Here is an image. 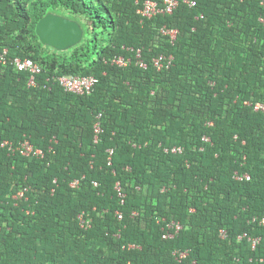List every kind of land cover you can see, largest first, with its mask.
I'll return each instance as SVG.
<instances>
[{"label":"trees","instance_id":"trees-1","mask_svg":"<svg viewBox=\"0 0 264 264\" xmlns=\"http://www.w3.org/2000/svg\"><path fill=\"white\" fill-rule=\"evenodd\" d=\"M144 1L0 0V264H264V111L245 104L264 103L261 0H179L142 19ZM48 11L79 21L83 40L44 45L36 25ZM139 48L147 67L111 63ZM162 53L174 60L159 70ZM15 57L42 67L35 85ZM63 75L97 84L69 92ZM24 138L45 156L1 145ZM174 145L184 152L165 151ZM172 221L183 228L164 238Z\"/></svg>","mask_w":264,"mask_h":264},{"label":"built area","instance_id":"built-area-1","mask_svg":"<svg viewBox=\"0 0 264 264\" xmlns=\"http://www.w3.org/2000/svg\"><path fill=\"white\" fill-rule=\"evenodd\" d=\"M185 4L190 7H194L197 5V0H182ZM179 0H145L141 3V6L138 8L137 12L141 15L142 19H151L157 15H171L179 6ZM261 5L264 9V0H261ZM260 21L264 24V12L260 16ZM160 32L167 36L171 42H175L178 35V29L169 28L167 26H163L160 29ZM134 52V55L125 56V55H116L111 59V63L115 65H119L121 67L130 66L132 63H136L140 67H147V62L144 60L142 56V50L139 48L137 50L130 49ZM8 49L4 48L0 51V64H5L8 61ZM174 56L172 54H160L155 56L152 59L154 66L161 70L163 68H168L173 64ZM12 64L18 71H26L29 73V85L36 84L37 75L42 72V67L31 58H21L15 57L11 60ZM58 81L60 85L69 92L77 93V94H90L94 90L97 84V78L93 75H63L58 77ZM245 104L252 106L255 111H264V103L262 102H254L251 100H246ZM101 117V114L98 115V118ZM96 132V139L98 140L99 133L102 132L101 122L98 121L94 125ZM204 142H211V138L209 136H203ZM3 147H6L10 153H20L26 157H36L43 158L45 156V151L41 147H37L33 144L30 138H24L18 143L12 142L9 140H4L1 144ZM52 146H50V150H52ZM203 149V148H202ZM166 152L181 154L184 152V147L181 145H174L172 147H166ZM110 155L113 154L114 148L109 149ZM235 178L239 180L249 179L250 174L245 173L244 175L239 174L237 171L235 172ZM79 180H74L72 182V186H76ZM95 186H98L97 182H94ZM116 190L118 192V196L121 198L122 203L125 202L126 193H124L120 182L116 184ZM28 191V187L24 186L20 188L14 195V199H23L26 198V193ZM119 219L123 218V213L118 211ZM80 224L88 228L91 226L90 219H85L83 214H80ZM253 220H256L254 218ZM261 223H264V218ZM168 231L163 235L164 238H173L179 231L183 228V225L180 222L172 221L168 225ZM221 236H226V231L221 229ZM256 241H254L255 244ZM129 247H138V245L130 244ZM175 255L178 260L183 259L188 255V251H175Z\"/></svg>","mask_w":264,"mask_h":264},{"label":"water","instance_id":"water-1","mask_svg":"<svg viewBox=\"0 0 264 264\" xmlns=\"http://www.w3.org/2000/svg\"><path fill=\"white\" fill-rule=\"evenodd\" d=\"M40 41L58 51H66L80 43L85 34L82 24L64 14L48 11L36 25Z\"/></svg>","mask_w":264,"mask_h":264}]
</instances>
